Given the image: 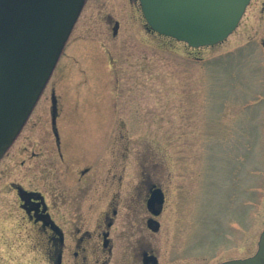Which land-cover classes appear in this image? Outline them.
Returning <instances> with one entry per match:
<instances>
[{
    "label": "rangeland",
    "instance_id": "obj_1",
    "mask_svg": "<svg viewBox=\"0 0 264 264\" xmlns=\"http://www.w3.org/2000/svg\"><path fill=\"white\" fill-rule=\"evenodd\" d=\"M240 78L231 70V34L191 48L150 32L138 0H85L0 158V255L6 249L11 264L25 261L9 181L41 193L50 212L57 188L69 197L84 185L86 206H116L117 225L140 222L146 177L165 194L154 245L162 261L213 264L252 255L264 227V135L256 122L264 104H254ZM52 93L69 133L61 161L46 134ZM86 165L84 183L77 182ZM28 257L26 264H46Z\"/></svg>",
    "mask_w": 264,
    "mask_h": 264
},
{
    "label": "flooded vegetation",
    "instance_id": "obj_2",
    "mask_svg": "<svg viewBox=\"0 0 264 264\" xmlns=\"http://www.w3.org/2000/svg\"><path fill=\"white\" fill-rule=\"evenodd\" d=\"M231 70L233 74L235 71L236 75L241 76L237 79L241 87H252L253 92H249L255 95L254 104H264V0H249L231 31ZM62 119L66 118L59 111L58 99L50 96V128L46 134L50 135L56 158L60 161L67 156L66 151L69 149V133L62 130L65 125ZM256 122L257 131L264 135V108L260 109ZM25 139L28 142V136ZM35 155L32 151V156ZM88 171V165L79 169L76 181L84 183ZM114 178L113 175L111 180ZM143 184L144 214L140 222L116 225L117 207L107 206L97 210L87 207L89 201L84 185L69 197L57 188L50 212L41 193L9 181L8 189L14 194V204L20 214L18 221L24 227L21 245L25 252H20V259L25 258L27 262L28 253H32L41 260L45 259L46 264H171L170 260L162 261L154 249L155 236L159 231L156 218L161 214L165 194L149 177L145 178ZM156 188L163 195L158 215L147 208V200ZM195 246L193 248L198 249ZM4 250L3 255H0V264H11L10 251ZM230 260L233 259L213 264ZM25 261L22 263L26 264Z\"/></svg>",
    "mask_w": 264,
    "mask_h": 264
},
{
    "label": "water",
    "instance_id": "obj_3",
    "mask_svg": "<svg viewBox=\"0 0 264 264\" xmlns=\"http://www.w3.org/2000/svg\"><path fill=\"white\" fill-rule=\"evenodd\" d=\"M138 1L150 30L192 48L224 40L249 2ZM84 2L0 0V158L18 135L43 91ZM51 96L53 98V94ZM162 202L161 190L156 188L147 200V208L158 215ZM220 264H264V227L252 256Z\"/></svg>",
    "mask_w": 264,
    "mask_h": 264
}]
</instances>
